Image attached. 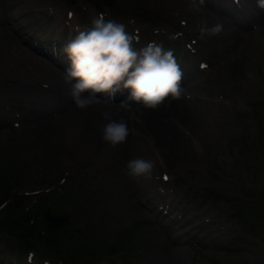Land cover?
<instances>
[{
    "label": "rangeland",
    "instance_id": "rangeland-1",
    "mask_svg": "<svg viewBox=\"0 0 264 264\" xmlns=\"http://www.w3.org/2000/svg\"><path fill=\"white\" fill-rule=\"evenodd\" d=\"M0 2V30L19 48L13 50L0 39V217L7 212L18 218L33 205L43 208L36 196L49 191L54 203L70 208L62 217L83 236L71 257L56 247L47 250L35 239V250L22 253L18 239L0 230V264H29L30 254L34 264H62L58 257L69 264H81V259L83 264H153L171 236L185 264H264V43L252 32L256 31L253 21L248 23L243 16L247 27L235 25L232 33L215 19L219 16L209 17V25L221 23L223 29L201 40L196 31L201 20L191 19L188 0ZM257 4L246 0L245 12L253 13ZM72 9L78 10L75 17L80 19L87 9L91 18L102 11L106 20L123 23L129 33L140 32L145 40L174 51L182 80L196 88L193 93L186 91V98L196 101L204 122L214 124L219 132L217 146L207 148L203 163L195 164L192 156L173 155L165 163L169 168L162 169L163 154L152 152L149 157L156 160L157 170L150 177L126 176L123 169L133 158L129 137L140 132L133 117L127 141L115 148L101 143L74 153L62 150L63 155L49 158L47 147L30 129L32 120H39L35 116L42 112L46 118L57 117L52 120L59 124L62 137L70 130L61 128L62 116L56 114L55 87L43 89L46 79L34 73L38 64L27 56L65 78L66 69L40 47L58 33ZM224 18L226 23L231 20L228 15ZM174 34L178 38L169 39ZM106 96L97 94L99 100L114 105L123 101ZM179 118L168 114L166 121L178 130L185 124ZM192 146L202 150L205 143L195 139ZM45 250L54 262L45 259Z\"/></svg>",
    "mask_w": 264,
    "mask_h": 264
},
{
    "label": "bare ground",
    "instance_id": "bare-ground-1",
    "mask_svg": "<svg viewBox=\"0 0 264 264\" xmlns=\"http://www.w3.org/2000/svg\"><path fill=\"white\" fill-rule=\"evenodd\" d=\"M8 1L9 0H7L6 3H8ZM248 1L255 2V0ZM6 3H4V6ZM239 3L240 6L235 5L234 2H230L229 0H226L223 4H217L214 0H205L203 11L201 13L191 12L190 17L194 21H199L209 17H215V15L219 16L215 19L221 23L224 22V29L235 33V25H238L240 28L247 27L241 20V18L245 16L248 23L253 21V25H256V31L252 30V32L260 35L264 43V8H260L257 4L258 9L255 8L253 13H248L245 12L246 0H239ZM1 10L2 2H0V12ZM91 12L92 11L87 9L86 14L83 15L81 19L80 17L71 19L66 18L63 21L64 25L61 26L60 29H57L58 33L53 34L52 39L51 36L45 39L50 41L46 42L44 47H41L40 50L44 52L43 54L48 55L52 59H56L57 62L67 70L70 62L68 60L60 62V54H65L62 50L63 45L67 42L64 41V39L61 40V37L65 35L67 31H69V36L70 33H72V37H74L78 29L90 26L92 20L90 15ZM225 15L231 17L230 22L226 23L224 18ZM66 17L68 16L66 15ZM77 18H79V22L76 20ZM139 33L140 32L135 35L138 38V42L135 43L134 46L137 48L146 43L144 35L142 37ZM0 39L4 41L5 46L9 45L13 50L19 49L16 43L10 39L7 32L4 30H0ZM63 57H66V55H63L62 58ZM27 58L32 63L38 64L34 69V73L46 79L43 83L47 84V86L43 87V89L49 88V90H51L53 89L52 86L55 87L54 89L58 98L57 104L55 105L56 114L62 116L61 118L63 121H61V128L70 130V134L62 137L58 132L59 124L55 120H52L57 117L52 115L46 118L44 113L38 112L40 116H35V118L39 120H32L34 125L31 124L30 129L38 134L37 139H39V143H42L43 147H47L49 158L57 153L61 156L63 155V151L74 153V151L77 152V150L82 148H96L99 145L101 146V143L106 144L101 139V128L103 124L106 123L102 115L104 112H108L113 119H124L127 124L130 121V117H133L132 120L136 121H131L135 127L139 128L140 132L138 133V137H129L132 142V145L129 144L131 147V156H133V158L140 156L151 159L149 155L152 152L154 155L163 154V157H160L164 162L163 166H160L162 169L169 168V164L165 163H168L173 155L180 159H186L187 156H192L195 164L203 163L207 158V148L210 146L213 148L217 146L219 132H217L216 128H213L214 124H208L209 126L211 125L210 128L206 122H204L201 107L197 106L195 100H188L186 98V91H188V93L196 91L194 84H189L182 80L184 88L182 97L176 100L169 98L156 109H146L143 105L132 101V103H130L132 104V108L130 107L125 110L121 108L120 104L114 105L108 101L98 99V103L89 107L87 110H82L77 108L72 101L69 95L71 86L65 83V78L62 77L60 73L52 67L44 65L42 62L36 61V59L31 56H27ZM122 91V89L116 91L114 96L110 97L112 98L110 100L120 101V99L115 98V96L121 97ZM125 91H128V89ZM124 100L125 99H123V101ZM131 109H134V112H132ZM138 112L141 114V118H137ZM168 114L180 117L179 120H183L185 124L178 130L172 129L173 124H169V122L166 121ZM32 118L34 119V117ZM195 139H201L205 143V147L202 148L203 152L201 149L196 150L192 146L193 140ZM162 142L167 144V146H163ZM155 146H157V148H155ZM121 155L124 156L125 153L120 154V156ZM232 239L233 238L229 240ZM5 247L7 248V245ZM162 249V257L158 261H153V264H185L181 248L177 245L174 237H169V239L163 243ZM26 260L29 264H34L35 262L34 260Z\"/></svg>",
    "mask_w": 264,
    "mask_h": 264
},
{
    "label": "clouds",
    "instance_id": "clouds-1",
    "mask_svg": "<svg viewBox=\"0 0 264 264\" xmlns=\"http://www.w3.org/2000/svg\"><path fill=\"white\" fill-rule=\"evenodd\" d=\"M257 3L264 8V0ZM204 5L205 0H188L187 7L193 13H201ZM222 29L221 23L209 25L206 19L196 25L201 40L219 35ZM178 35L169 39H177ZM137 42L138 38L123 23L100 15L92 18L90 26L78 29L63 45L70 62L65 83L71 86L69 95L77 108L87 110L98 103V93L112 97L122 88L130 89V94L120 103L125 110L131 107L130 101L146 109H156L169 98L182 97L184 74L174 51L155 41L137 48L134 46ZM102 115L106 123L101 128V139L113 148L125 143L131 134L127 122L113 119L108 112ZM156 163L154 159L137 156L126 162L123 172L132 179L148 178Z\"/></svg>",
    "mask_w": 264,
    "mask_h": 264
},
{
    "label": "trees",
    "instance_id": "trees-1",
    "mask_svg": "<svg viewBox=\"0 0 264 264\" xmlns=\"http://www.w3.org/2000/svg\"><path fill=\"white\" fill-rule=\"evenodd\" d=\"M36 198L37 203H43V208L33 205L18 218L6 212L3 217H0V229L18 239L21 249L33 248V239H35L38 243L45 244L47 250L49 247H56L62 249V253L73 257L74 254L71 251L75 243H83L81 239L83 236L81 232L71 227L68 220L63 219V212L68 209V206L54 203L53 197L44 192ZM33 208L36 210L34 214L30 213ZM68 261H66L67 264H69Z\"/></svg>",
    "mask_w": 264,
    "mask_h": 264
}]
</instances>
